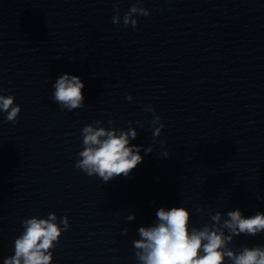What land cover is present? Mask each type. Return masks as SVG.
Masks as SVG:
<instances>
[{
  "label": "clouds",
  "instance_id": "clouds-1",
  "mask_svg": "<svg viewBox=\"0 0 264 264\" xmlns=\"http://www.w3.org/2000/svg\"><path fill=\"white\" fill-rule=\"evenodd\" d=\"M115 11L112 22L120 24L119 8ZM149 15L148 9L133 4L123 15V25H131L135 29L138 25L135 17ZM53 87V99L61 109L67 108L71 111L84 107V83L80 77L61 75ZM127 99L131 100L132 97L128 96ZM14 100L13 95H0V111L7 113L6 121L13 123L17 122L21 112L20 105L15 104ZM145 111L154 113L155 110L151 105H146ZM95 123L98 124L99 121ZM151 124H159L154 130V137L160 136L164 128L161 118L155 116ZM81 134L84 149L78 153L80 159L76 161L75 167L88 176L96 175L107 183L120 176L128 177L143 162L139 146H129V136L133 140L137 136L135 129L121 131L117 135L115 130L107 131L89 124L82 128ZM147 151L150 152L151 149ZM163 155L167 156L168 153ZM228 216L230 219L225 221L223 227L232 234L247 233L254 236L264 231V214L243 218L241 212L235 210L229 212ZM156 217L159 223L154 227H141V239L134 242L135 248L139 250L136 256L142 264H224L225 257L232 264H264V246H245L236 254L232 250H224L232 239L231 235L225 237L222 231L210 230L208 226L189 231V212L183 207H172L167 211L161 207L156 212ZM129 219H134V216ZM212 219L219 222V213ZM55 220L56 215L50 213L48 219L33 217L23 221L25 231L15 240V254L5 258L4 264H50L52 254L48 250L53 247L54 241L58 242L61 232L69 228L67 217L61 221L63 228Z\"/></svg>",
  "mask_w": 264,
  "mask_h": 264
}]
</instances>
